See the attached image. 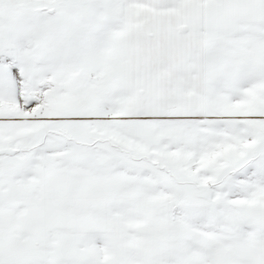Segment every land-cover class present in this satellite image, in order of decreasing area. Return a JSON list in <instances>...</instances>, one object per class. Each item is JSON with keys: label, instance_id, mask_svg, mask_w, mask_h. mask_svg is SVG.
Segmentation results:
<instances>
[{"label": "snow or ice", "instance_id": "snow-or-ice-1", "mask_svg": "<svg viewBox=\"0 0 264 264\" xmlns=\"http://www.w3.org/2000/svg\"><path fill=\"white\" fill-rule=\"evenodd\" d=\"M0 264H264V0H0Z\"/></svg>", "mask_w": 264, "mask_h": 264}]
</instances>
